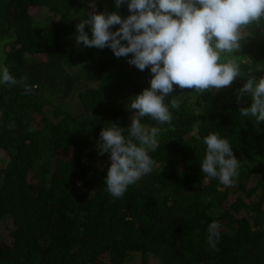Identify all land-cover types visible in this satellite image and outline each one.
Listing matches in <instances>:
<instances>
[{"label": "trees", "instance_id": "obj_1", "mask_svg": "<svg viewBox=\"0 0 264 264\" xmlns=\"http://www.w3.org/2000/svg\"><path fill=\"white\" fill-rule=\"evenodd\" d=\"M93 3L130 15L115 0H0V69L33 88L25 95L0 84V227L9 241L0 233V264H123L137 255L136 264H264V122L240 116L251 98H237L250 70L264 76L255 70L264 65V27L249 29L230 57L243 75L231 86L199 95L174 85L165 103L180 97L181 107L170 108L171 124L142 119L162 129L149 153L153 171L113 198L99 133L131 124L127 104L152 74L130 56L76 43ZM211 132L228 139L239 161L231 187L201 172ZM213 221L219 251L207 243Z\"/></svg>", "mask_w": 264, "mask_h": 264}, {"label": "clouds", "instance_id": "obj_2", "mask_svg": "<svg viewBox=\"0 0 264 264\" xmlns=\"http://www.w3.org/2000/svg\"><path fill=\"white\" fill-rule=\"evenodd\" d=\"M125 4L130 13L127 17L118 11L98 12L93 3V10L76 25L75 33L78 45L110 48L116 58L130 56V65L140 71L150 69L152 74L150 87L133 95L127 104L133 112L131 124L125 129L109 123L99 133L98 155L108 153L111 161L104 183L113 198H122L129 186L153 171L155 161L149 153L160 147L157 136L162 129L149 127L142 119L171 124L170 108L181 107L180 97L165 103L174 85L199 95L231 86L243 75L239 63L230 57L240 50L249 29L264 27V0H115L117 9ZM262 69L264 65H255V70ZM246 76L237 98L247 94L251 104L241 107L239 114L259 125L264 122V76L257 79L251 70ZM0 84L19 86L25 95L33 91L25 77L17 79L7 67L0 69ZM203 143L201 172L225 187L233 186L239 161L228 139L211 132ZM219 228L213 221L207 229V243L216 251Z\"/></svg>", "mask_w": 264, "mask_h": 264}, {"label": "rangeland", "instance_id": "obj_3", "mask_svg": "<svg viewBox=\"0 0 264 264\" xmlns=\"http://www.w3.org/2000/svg\"><path fill=\"white\" fill-rule=\"evenodd\" d=\"M32 10L34 11V9H32ZM42 13H44V14H46V15L48 14V15H49V16L47 15L48 17H51V14L53 15L54 18L57 17V15H56L55 13L50 12V11H48V10L45 9V8L42 10ZM53 17H52V18H53ZM2 153H3V152H1V149H0V159H1V157L3 156ZM6 230H7V228H1V227H0V233H1V236H2V240H1L2 243H9V241L6 240V238L8 237V236H7V231H6ZM105 254H106V253H104V255H105ZM104 255H103V256H104ZM138 258H139V255H137V256L135 257V260H134L133 262H131V261H130V262H127V261H129V260L131 259L130 257H127V258L125 259V261L123 262V264H136L135 261H138ZM105 264H107V263L105 262ZM121 264H122V263H121ZM151 264H155L154 261H152Z\"/></svg>", "mask_w": 264, "mask_h": 264}]
</instances>
